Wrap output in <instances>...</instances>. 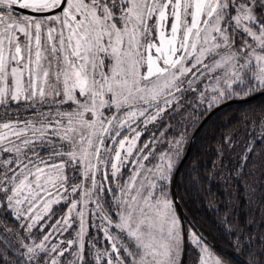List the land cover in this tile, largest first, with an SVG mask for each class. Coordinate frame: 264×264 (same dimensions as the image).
Masks as SVG:
<instances>
[{
	"label": "snow or ice",
	"instance_id": "1",
	"mask_svg": "<svg viewBox=\"0 0 264 264\" xmlns=\"http://www.w3.org/2000/svg\"><path fill=\"white\" fill-rule=\"evenodd\" d=\"M254 98L264 0H0V264H264V106L216 149L237 261L174 191L189 129Z\"/></svg>",
	"mask_w": 264,
	"mask_h": 264
},
{
	"label": "trees",
	"instance_id": "2",
	"mask_svg": "<svg viewBox=\"0 0 264 264\" xmlns=\"http://www.w3.org/2000/svg\"><path fill=\"white\" fill-rule=\"evenodd\" d=\"M261 106H264V98L244 105H231L216 113L194 138L191 152L176 181V194L177 197L184 198L182 208L188 220L194 221L220 251L229 255L233 254L224 239V229L219 224L220 219L225 215L224 209L228 206L230 210L236 212V215L230 218L236 224L238 217L241 227L248 219L245 212L249 209L244 203L246 187L244 179L226 180L224 178L227 175L224 168L236 165V153L226 151L222 157V163H220L221 158H218L216 149L220 137L242 129L243 126L237 121L244 112L253 108L258 109ZM196 127L189 130L188 143ZM239 138L237 136V139ZM253 160L258 164L261 162L255 157ZM251 164L252 161L249 162L250 167ZM247 171L248 169L245 170V173ZM259 174L257 172L256 176ZM253 179L255 177L249 178L248 182L251 183ZM255 215L258 221L260 213L256 212ZM238 259L233 255L234 261Z\"/></svg>",
	"mask_w": 264,
	"mask_h": 264
},
{
	"label": "water",
	"instance_id": "3",
	"mask_svg": "<svg viewBox=\"0 0 264 264\" xmlns=\"http://www.w3.org/2000/svg\"><path fill=\"white\" fill-rule=\"evenodd\" d=\"M257 99H259V98H254V100H250V101H243V100L229 101L228 103L222 105L219 109L214 110L212 113L208 114V115L206 116V118H205L203 121L200 122V125H198V126L195 128V130L193 131V133H192V135H191V137H190L189 143H188V145H187V147H186L185 155H184V157L182 158V160H181L180 163H179L178 171H177L176 178H175V186H174V191H175V192H176V181H177L178 174H179V172L181 171V169H182L184 163L186 162V160H187V158H188V156H189V154H190V152H191L192 145H193V140H194V138L198 135V133L203 129V127L207 124V122H208V121H209V120H210V119H211L216 113H218L219 111H221L222 109H224V108H226V107H228V106H231V105H244V104L251 103V102H253V101L257 100ZM176 195H177V194H176ZM181 212H182V214H183L185 217H187L186 214H185V212H184V210H183V208H182V206H181Z\"/></svg>",
	"mask_w": 264,
	"mask_h": 264
},
{
	"label": "rangeland",
	"instance_id": "4",
	"mask_svg": "<svg viewBox=\"0 0 264 264\" xmlns=\"http://www.w3.org/2000/svg\"><path fill=\"white\" fill-rule=\"evenodd\" d=\"M173 123H175V121H173ZM190 129H191V128H190ZM190 129H189V130H190ZM188 132H189V131H188ZM170 134H171V133H170Z\"/></svg>",
	"mask_w": 264,
	"mask_h": 264
}]
</instances>
